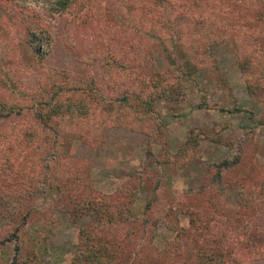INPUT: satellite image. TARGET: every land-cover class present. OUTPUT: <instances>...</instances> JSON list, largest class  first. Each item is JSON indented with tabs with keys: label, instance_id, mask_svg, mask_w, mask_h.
I'll use <instances>...</instances> for the list:
<instances>
[{
	"label": "trees",
	"instance_id": "obj_1",
	"mask_svg": "<svg viewBox=\"0 0 264 264\" xmlns=\"http://www.w3.org/2000/svg\"><path fill=\"white\" fill-rule=\"evenodd\" d=\"M67 15L97 29L86 54L75 47V30ZM58 35L64 37L69 56L91 68L98 64L96 73L111 98L97 87L96 73L73 72L46 62ZM222 45H232L233 59L227 70L219 72L214 51ZM154 49L167 63L163 72L153 61ZM201 72L216 74L227 91L230 80L238 79L240 91L264 102V0H0V121L30 114L29 122L0 129V202L13 200L16 205L9 214V230L0 233V253H13L0 264H44L58 215L67 216L68 225L76 229L68 264H164L148 233L151 213L176 233L164 250L182 256V264H189V254L197 256L203 248L197 247L199 239H212L215 226L222 227L228 238L231 234L239 246L245 239L264 247L260 223L264 182L239 190L234 217L222 213L213 200L225 190L226 176H232L236 185L248 178L240 155L233 163L223 160L206 167L208 184L199 191L206 187V207L212 213L208 224H215L208 237L199 220L191 221L188 231L180 227L176 213L172 217L164 204L157 207L161 203L157 196L147 201L144 215L129 207L146 183L156 180L160 185L163 166L183 167L177 155L170 163L166 148L162 153L153 151V145L162 144L168 126L157 105L172 100L179 81ZM199 92L206 95L203 89ZM236 106L210 108L203 97L198 108L209 107L221 115L242 113ZM111 129L147 137L146 161L157 172L152 173L146 163L141 172L128 174L107 194L92 185L88 164L65 144L79 140L97 149ZM214 136L215 142L226 144L220 134ZM197 144L190 136L184 146ZM246 148L241 142L240 154ZM253 171L256 175L254 165ZM88 215L93 225L81 223ZM214 252V264L234 263L225 262L221 249ZM192 262L202 264L193 258Z\"/></svg>",
	"mask_w": 264,
	"mask_h": 264
},
{
	"label": "rangeland",
	"instance_id": "obj_2",
	"mask_svg": "<svg viewBox=\"0 0 264 264\" xmlns=\"http://www.w3.org/2000/svg\"><path fill=\"white\" fill-rule=\"evenodd\" d=\"M66 17L71 22L70 26H74L73 40L76 49L82 50L86 54L87 47L94 43L97 29L90 24L82 25L79 20L73 22L68 15ZM51 48V53L46 61L49 65L80 73L86 70L92 73L99 71L98 64L91 68L69 56L64 46L63 36L55 37ZM2 53L4 54V52ZM232 53V45H222L215 48L214 56L219 59L217 60L219 72L228 69L227 67L233 59ZM152 58L160 72L167 69V63L159 49L153 50ZM206 73L201 72L192 77L191 80L182 79L178 82L179 92H174L172 100L167 104L160 103L157 105L158 112L161 113L164 121H167L168 126L162 136V144L160 146L153 145V151L162 153L163 149L166 148L171 156L170 163L176 161L177 155L181 160L180 163L184 164L183 167L176 166L174 163L167 167L163 166L160 172L162 175L160 185L155 183L156 180L146 183L145 187L136 194L134 203L129 207L134 214L144 215L143 209L147 201L152 198V195L157 196L161 202L157 207L164 204L166 209L173 213L172 217L176 213V220L180 227L188 231L192 224L191 221L196 224L199 220V228L208 237V229L215 224L214 221L208 224V217L212 213L206 207L208 200V195L204 192L206 187L199 191L201 187L208 184V180H204L206 167L223 160L233 163L239 155L244 162L242 166L246 170L248 178H243L241 183L236 185L232 176H226L227 186L225 190L219 195H215L217 192L214 194L213 200L217 203L218 209L230 217L235 215L239 190L242 187L254 186V183L264 182V102L259 98L252 99L240 91L241 82L238 79L236 83V80L231 81L228 77L230 86L229 91H227L224 85L218 83L216 74ZM95 76L97 77V87L104 95L111 98L112 93L106 88L101 78H98L97 73ZM199 89H203L206 95L202 96ZM229 94L232 95V99H230ZM203 97H205L210 108L214 105H224L229 108L237 105L236 107L242 109V113L221 115L209 107L208 109H199L198 105ZM29 121L30 114L25 113L21 118L12 117L0 121V129L4 130L16 123ZM216 133L226 139L227 145H221L214 141ZM190 136L196 138L198 144L185 147L184 143ZM147 140V137L131 131L111 129L107 131L103 145L97 149L89 148L79 140H73L65 146L71 150L75 157L86 161L88 179L92 185L101 193L111 194L120 183L124 182L128 174L141 172L142 166H145L146 163L152 173L157 172L156 166L150 160L146 161ZM241 142L246 143L247 146L241 152L242 155L238 149ZM186 150L187 152H185ZM253 165L257 167L256 175L253 171ZM206 179L208 178L206 177ZM156 185L160 188L155 192L153 188ZM44 202L43 200L42 204ZM180 203L182 204L179 208ZM216 203L213 206H216ZM15 207L13 200L4 204L0 202V233L3 234L9 230L7 225L9 214ZM198 208L200 211L196 210ZM152 210L156 211V208ZM197 213H203L204 216L201 217ZM152 215L155 214L151 213L148 217L151 222L148 233L152 239L150 236L148 237H150L154 247L161 251V261L163 260L164 264H182V256L176 257L173 255V251L164 250L165 245L175 238L176 233L168 230L169 228L165 226L162 218L156 215L155 219ZM220 217H218L219 220L222 219ZM57 219L59 224L54 230L50 252L44 264H68L73 255L76 229L68 225L67 216L58 215ZM81 223L93 225L94 220L88 215L81 220ZM260 223L264 225V218L260 219ZM216 227V232L210 241L198 240L197 247L202 246L203 248L197 252V256L192 254L194 261L202 264H214L212 254H215L214 248H218L224 252L222 258H225V262L233 259V264H264L263 246L248 243L245 239L243 244L239 246L231 234L228 238L227 232L222 227ZM219 235L223 237L221 240H219ZM12 253L11 250L7 256L0 253V259L5 258L4 256L10 257ZM189 258V264H193L190 254ZM229 264H232V261H229Z\"/></svg>",
	"mask_w": 264,
	"mask_h": 264
}]
</instances>
